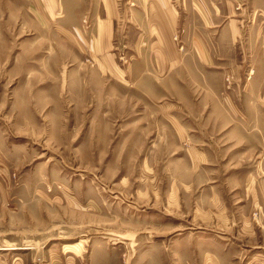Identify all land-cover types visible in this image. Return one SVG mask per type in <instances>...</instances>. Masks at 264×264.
<instances>
[{"label": "rangeland", "instance_id": "obj_1", "mask_svg": "<svg viewBox=\"0 0 264 264\" xmlns=\"http://www.w3.org/2000/svg\"><path fill=\"white\" fill-rule=\"evenodd\" d=\"M57 2L0 0V261L137 264L202 236L264 264V111L236 138L225 76H158L130 38L97 52L90 16L63 27ZM113 2L139 19L141 0Z\"/></svg>", "mask_w": 264, "mask_h": 264}, {"label": "crops", "instance_id": "obj_2", "mask_svg": "<svg viewBox=\"0 0 264 264\" xmlns=\"http://www.w3.org/2000/svg\"><path fill=\"white\" fill-rule=\"evenodd\" d=\"M169 1L141 0L133 12L134 15L138 11L140 17L133 25L128 16L121 26L113 0H59L61 13L57 16L60 25L67 28L80 26L82 20L90 16V38H96L97 52L113 47L116 37L124 38L123 46L126 47L130 38L138 53L134 56L142 58L148 67L156 63L160 69L158 76H162L168 66L173 68V77L177 79V68L187 69L188 65L194 71L205 70L207 75L225 76L220 86L211 89L232 88L235 93L232 96L227 91L226 101L230 103L227 105L241 111L244 119L238 116L237 120L227 123L246 125L235 134L236 138L246 139L253 135L255 132L248 131L247 127L252 123L262 124L264 111V0ZM50 2L54 10L53 0ZM100 21H105L103 27ZM178 31L180 38L189 43L187 53H181L172 41ZM226 79H230V83ZM9 249L13 248L0 247V251ZM170 252L147 251L137 264H230L229 250L202 236L195 237L189 244L174 247ZM98 254L94 253L88 264H116L98 258ZM60 263L55 259L50 264ZM0 264L4 262L0 261ZM66 264L83 263L78 260Z\"/></svg>", "mask_w": 264, "mask_h": 264}]
</instances>
